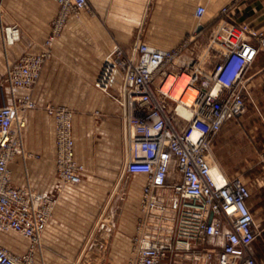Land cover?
I'll use <instances>...</instances> for the list:
<instances>
[{
    "label": "built area",
    "instance_id": "obj_1",
    "mask_svg": "<svg viewBox=\"0 0 264 264\" xmlns=\"http://www.w3.org/2000/svg\"><path fill=\"white\" fill-rule=\"evenodd\" d=\"M55 1L59 12L42 52L8 64L0 82V91L7 87L11 95L10 104L0 105V232H14L30 244L24 256L0 245V264H35L42 258L43 236L58 204L57 195L30 183L17 186L10 169L17 158L33 157L24 130L27 113L42 108L34 89L68 21L89 7L87 0ZM241 1L250 0H234L221 16L228 18ZM205 13V7L197 8L199 22ZM19 33L16 26L3 27L4 46L19 42ZM204 33L210 41L208 69L189 52L191 41L173 49L138 43L130 52L115 47L96 76L94 86L102 93L122 77L125 173L144 179L126 264H260L255 243L261 232L249 205L252 193L240 177L225 174L212 147L225 124L247 110L246 75L264 50V30L222 24L196 31ZM44 110L55 121L61 187L79 186L86 167L76 158L74 111L64 106Z\"/></svg>",
    "mask_w": 264,
    "mask_h": 264
},
{
    "label": "crops",
    "instance_id": "obj_2",
    "mask_svg": "<svg viewBox=\"0 0 264 264\" xmlns=\"http://www.w3.org/2000/svg\"><path fill=\"white\" fill-rule=\"evenodd\" d=\"M87 1L88 9L68 21L34 89V98L42 108L27 113L24 130L25 147L33 157L25 162L19 157L10 164L17 186L30 183L40 192L58 196V204L43 236L42 258L38 257L35 264H126L131 257L140 216L139 202L133 203L128 198L126 210L111 234L101 235L97 222L99 207L94 201L93 182L89 180L91 171L105 175L120 172L122 178L127 177L122 77H116L108 95L94 86L98 71L111 51L121 46L130 52L138 43L173 49L200 26H204L205 31L222 24L264 30V0L241 1L228 18H223L221 11L234 0ZM201 6L206 8V13L199 22L195 14ZM58 12L55 0H0V82L8 64L17 62L23 55L42 52ZM14 26L20 30V41L5 47L2 28ZM246 79L250 93L247 110L240 118L225 124L221 143L223 139L232 141L234 134L240 131L248 135V149L254 156L264 148V50L248 70ZM10 103L11 95L5 87L0 91V105ZM48 106H64L74 111L76 158L86 167L79 186L61 187L57 177L55 121L44 110ZM218 159L220 167L224 168L221 154ZM252 169L253 166H248L247 171ZM130 179L143 186V177ZM246 184L250 188L254 186V182ZM256 184L259 189L252 193L249 205L252 210L256 208L260 216L256 226L262 235L264 177H258ZM59 188L61 191L57 192ZM0 245L17 256H24L30 246L20 235L4 231L0 232ZM95 255H98L96 259ZM261 256L262 251L257 252V259L263 261Z\"/></svg>",
    "mask_w": 264,
    "mask_h": 264
},
{
    "label": "rangeland",
    "instance_id": "obj_3",
    "mask_svg": "<svg viewBox=\"0 0 264 264\" xmlns=\"http://www.w3.org/2000/svg\"><path fill=\"white\" fill-rule=\"evenodd\" d=\"M186 41H191L188 44L189 48L195 44L191 51H193V54H195V56L201 61L203 67L208 69L211 56L206 49L204 50V47H202L203 45H209L210 41L207 39L206 35H196V32H194L179 46ZM198 42H201V45H199ZM109 93L110 91L105 94L108 95ZM223 135H225V133L219 135L216 141V146L214 147L213 144L212 147L216 160L219 161L218 156L221 154V157L225 161V167L221 169H223L226 172L225 174L230 178L240 177L245 183H248V181L250 183L254 182L253 188H249L251 193H256L259 189L256 184V179L261 176L264 177V164L262 162L264 148L259 150L258 154L251 156L253 151L248 149V135H244V133L237 131L232 137V141L223 139L221 143V138L224 137ZM220 143L222 144V148H220ZM248 166H253V169L247 171ZM89 180L90 182H93L94 201L96 206L98 205L99 207V212L97 213L99 233L101 235L104 233V235L107 234L106 236H108L117 224V220L122 212L126 210L125 204L128 198H130L133 203L138 201L140 209L139 193L142 187L128 177L122 178L120 172L117 174L105 175L91 171ZM127 207L129 208V206ZM253 213L255 215V220L258 223L260 221V216L257 214L256 208H254ZM106 228L110 231H107ZM255 248L256 256L257 252L262 251L261 257L263 261H260L259 258L257 260L260 264H264V233L257 239ZM260 248L262 250H260ZM97 256L98 255H95L94 259H96Z\"/></svg>",
    "mask_w": 264,
    "mask_h": 264
},
{
    "label": "bare ground",
    "instance_id": "obj_4",
    "mask_svg": "<svg viewBox=\"0 0 264 264\" xmlns=\"http://www.w3.org/2000/svg\"><path fill=\"white\" fill-rule=\"evenodd\" d=\"M204 27V26H203ZM204 30H205V27H204ZM203 30V31H204ZM19 32H20V30H19ZM19 35V37L21 38V35H20V33L18 34ZM198 44L199 45H201V42H198ZM195 45V44H194ZM193 45V46H194ZM193 46L190 48V50H189V52L190 53H194L193 51H191L192 50V48H193ZM202 47H204L203 49L205 50L206 49V51L209 53V49H210V45H203ZM210 54V53H209Z\"/></svg>",
    "mask_w": 264,
    "mask_h": 264
},
{
    "label": "water",
    "instance_id": "obj_5",
    "mask_svg": "<svg viewBox=\"0 0 264 264\" xmlns=\"http://www.w3.org/2000/svg\"><path fill=\"white\" fill-rule=\"evenodd\" d=\"M204 30V27L203 26H200V27H198V29H197V33H200V32H202Z\"/></svg>",
    "mask_w": 264,
    "mask_h": 264
}]
</instances>
